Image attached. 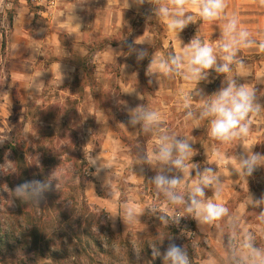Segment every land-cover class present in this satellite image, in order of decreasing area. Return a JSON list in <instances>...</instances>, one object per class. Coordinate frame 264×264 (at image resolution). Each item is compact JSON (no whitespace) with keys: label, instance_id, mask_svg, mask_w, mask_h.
Here are the masks:
<instances>
[{"label":"rangeland","instance_id":"374dc122","mask_svg":"<svg viewBox=\"0 0 264 264\" xmlns=\"http://www.w3.org/2000/svg\"><path fill=\"white\" fill-rule=\"evenodd\" d=\"M97 5L103 21L112 5L108 0H97ZM152 7L146 3L141 12L134 13L125 6L116 34L100 27L95 48L118 43L123 47L115 57L113 53L108 57L98 53L95 63L89 62L88 54L75 57L77 69L56 68L52 75L56 79L35 90L26 91L23 84L14 88L8 112L0 117V141L4 140L0 143V264H164L160 257L152 256L151 248L163 242L162 250L170 238L184 247L190 264H233L227 244L233 224L238 225L233 246H239L244 233H251L256 246L264 249V223L257 219L260 209L251 203L252 198L264 194V167L247 178L239 177L233 169L237 167L236 155L244 149L253 146L252 151L264 154V112L250 117L247 137L222 143L209 136L208 120L185 118L181 95L195 97L192 110L198 113V88L210 95L223 79L236 78L249 88H257L264 104V81H259L264 75V52L256 55L240 51L237 57L243 64H252L253 73L258 69V81L243 80L244 72L232 66L231 72L220 76L213 72L208 82L200 84L186 81L182 75H160L149 84L145 73L150 59L174 54L160 18L146 19ZM142 29L152 35L145 36L143 45L138 46L132 43V34ZM180 39L183 42L178 53L192 39L190 30ZM62 41L72 50L78 46L68 39ZM128 43L146 48L148 57L137 63L135 54H129ZM125 102L130 107L144 104L158 112L169 134L191 141L192 162L201 169L215 168L222 179L219 200L210 190L207 198L225 205L229 217L202 228L186 217L178 229L157 219L155 215L187 214L182 206L171 205L157 195L150 182L132 187L125 181L123 155L131 154L139 160L142 153H148L147 141L156 136L139 126L124 130L122 123L128 119ZM148 168L149 179L154 172ZM194 175L185 176L178 189L181 194L187 193ZM34 178L52 179L59 188L46 193L39 205L19 200L13 205L10 189ZM126 207L136 213L131 223L122 220ZM153 207L157 209L155 214L148 210ZM88 232L99 234L100 247L84 252Z\"/></svg>","mask_w":264,"mask_h":264},{"label":"clouds","instance_id":"9594fccd","mask_svg":"<svg viewBox=\"0 0 264 264\" xmlns=\"http://www.w3.org/2000/svg\"><path fill=\"white\" fill-rule=\"evenodd\" d=\"M132 2L141 6L146 0ZM147 3L153 7L151 15H147L146 19L160 18L167 28L178 36L189 24L196 23L186 6L195 8L202 21L225 20L220 41L215 48L194 36L187 44H183L179 53L167 57L154 55L145 73L149 77V84L160 75L165 77L182 75L184 80L198 84L202 81L208 82L213 72L217 76L225 75L232 71L234 64L239 63L242 66L243 62L237 60L241 49L257 46L260 52H264V41L257 42L248 30L239 27L235 14L231 17L225 15L226 0H147ZM260 3L264 4V0H260ZM127 47L129 54H135L137 63L148 57L146 48H137L132 43H128ZM181 95L186 110L185 118L208 120L209 136L222 143H231L247 137L250 132V117L264 112V104L260 102L257 88H249L244 83H239L236 78L223 79L219 89L210 95L205 94L202 88H198L195 92V96L200 99L198 113L192 110L195 97L190 93ZM207 96L211 98L206 99ZM125 110L128 119L122 123L123 125L133 129L139 126L143 132L158 137L157 147L153 153L144 152L138 157L139 164L148 165L155 171V175L150 177L148 182L154 185L157 195H162L171 205L182 206L187 214L155 215L157 219L168 226H179L182 218L190 217L198 228H202L229 217L230 210L225 205L207 198V192L210 190L214 199L219 200L223 188L222 179L217 175L215 168L206 166L201 169L199 164L192 162L193 156L190 154L194 149L191 141L169 134L164 129L161 115L149 110L144 104L130 107L125 102ZM252 147L236 155L237 167L233 169L239 177H251L258 168L264 167V154L252 151ZM193 172L195 180L188 187L187 193L181 194L178 189L185 176L193 177ZM55 180L58 181L57 177ZM58 188V182L54 184L52 179H25L10 189V199L13 205L17 200L39 205L46 199V193ZM251 203L253 207L260 209L257 219L264 223V194L259 198H252ZM148 210L153 214L157 212L155 207ZM135 219L134 209L126 207L123 222L131 223ZM237 231L238 225L233 224L232 235L227 241L233 264H264V249L256 246L251 233H244L239 246H233V238ZM162 244L163 242L159 247L151 248L154 258L160 257L164 264H190L186 250L174 239H168L167 245L161 250Z\"/></svg>","mask_w":264,"mask_h":264},{"label":"crops","instance_id":"0c3cea01","mask_svg":"<svg viewBox=\"0 0 264 264\" xmlns=\"http://www.w3.org/2000/svg\"><path fill=\"white\" fill-rule=\"evenodd\" d=\"M108 3L112 6L103 16V21H100L97 0L95 4L91 0H0V117L8 112L17 84H23L26 91L31 88L35 90L46 81L56 79L57 76H52L55 74L54 69H77L75 57L80 58L88 54L91 56V63H95L94 57L98 53L107 57L113 53L115 57L123 47L118 43H108L102 49L95 48L100 27H107L108 33L116 34V25L123 16L121 9L126 6L134 13L141 12L147 0L143 7L135 5L132 0H108ZM226 3L225 15L231 17L235 14L239 27L248 30L257 42L264 41V4H261L260 0H226ZM116 4L119 7L115 6ZM186 8L196 23L189 24L179 36L170 31L160 19L166 31L165 39L173 53H178V46L183 42L180 38L188 30L192 38L203 36V42L215 48L220 41L225 20L202 21L195 8ZM104 19H107L106 24ZM132 35V43L136 42L140 46L143 45L144 37L151 36L152 33L142 29L141 33L135 32ZM62 39H68L69 43L78 46L72 50ZM240 51L256 55L259 53L257 46ZM233 67L244 72L242 75L246 77L243 80L258 81L256 74L259 75V71L256 69L253 73L252 64L245 63L241 66L236 63ZM259 81H264V75H261ZM128 129L129 127L124 125V130ZM139 132L140 129L138 137ZM157 140L158 137L154 136L147 141L149 154L156 149ZM123 159L125 181L130 186L136 187L148 182V165L139 164V160H135L131 154H124ZM150 170L155 175V171L151 168Z\"/></svg>","mask_w":264,"mask_h":264},{"label":"trees","instance_id":"16d2710c","mask_svg":"<svg viewBox=\"0 0 264 264\" xmlns=\"http://www.w3.org/2000/svg\"><path fill=\"white\" fill-rule=\"evenodd\" d=\"M67 150H69V145L67 146ZM22 158H20V162L23 163L21 161ZM19 163V161L17 162ZM98 236L99 234H95V233H92L90 234L89 232L86 233V237L87 239L85 240L84 244H83V251L86 252V251H92V247H100V245L98 244Z\"/></svg>","mask_w":264,"mask_h":264},{"label":"built area","instance_id":"2783aa9c","mask_svg":"<svg viewBox=\"0 0 264 264\" xmlns=\"http://www.w3.org/2000/svg\"><path fill=\"white\" fill-rule=\"evenodd\" d=\"M175 215H179V214H175ZM175 226H176V225H175ZM176 227H177V229H178L179 226H176Z\"/></svg>","mask_w":264,"mask_h":264}]
</instances>
